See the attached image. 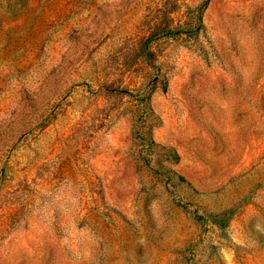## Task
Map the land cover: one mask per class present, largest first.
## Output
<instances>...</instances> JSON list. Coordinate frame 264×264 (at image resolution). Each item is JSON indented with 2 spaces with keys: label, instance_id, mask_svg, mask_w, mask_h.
<instances>
[{
  "label": "rangeland",
  "instance_id": "1",
  "mask_svg": "<svg viewBox=\"0 0 264 264\" xmlns=\"http://www.w3.org/2000/svg\"><path fill=\"white\" fill-rule=\"evenodd\" d=\"M0 264H264V0H0Z\"/></svg>",
  "mask_w": 264,
  "mask_h": 264
}]
</instances>
